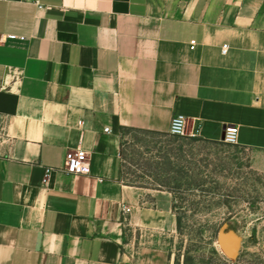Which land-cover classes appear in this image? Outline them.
<instances>
[{"label": "crops", "instance_id": "obj_1", "mask_svg": "<svg viewBox=\"0 0 264 264\" xmlns=\"http://www.w3.org/2000/svg\"><path fill=\"white\" fill-rule=\"evenodd\" d=\"M175 114L264 151V0H0V264H170L173 213L120 155ZM78 145L89 173L64 170Z\"/></svg>", "mask_w": 264, "mask_h": 264}, {"label": "rangeland", "instance_id": "obj_2", "mask_svg": "<svg viewBox=\"0 0 264 264\" xmlns=\"http://www.w3.org/2000/svg\"><path fill=\"white\" fill-rule=\"evenodd\" d=\"M121 145L124 182L173 213L172 231L154 240L169 250L170 264H264V151L126 128ZM220 236L237 246L234 258Z\"/></svg>", "mask_w": 264, "mask_h": 264}, {"label": "built area", "instance_id": "obj_3", "mask_svg": "<svg viewBox=\"0 0 264 264\" xmlns=\"http://www.w3.org/2000/svg\"><path fill=\"white\" fill-rule=\"evenodd\" d=\"M191 45L194 44V40H191ZM193 47V46H191ZM228 48L227 44H223L221 48L222 53H226ZM81 124L82 122L79 121ZM107 131V129H105ZM168 132L175 136H183L188 134L187 132V121L186 118L182 115L175 114L172 116ZM191 135H196L195 133H190ZM237 134L238 129L234 125H228L224 128L223 135H222V141L229 144H236L237 143ZM6 137V132L4 129V126L2 124L1 118H0V148L2 143L4 142ZM64 170L68 173L72 174H86L89 173V162L87 160V155L85 150L78 145L75 149L69 150L66 153L65 161H64ZM52 169L49 167H46L44 170V177L43 182L45 183L50 175H51ZM125 212L129 211L128 207L124 208Z\"/></svg>", "mask_w": 264, "mask_h": 264}, {"label": "water", "instance_id": "obj_4", "mask_svg": "<svg viewBox=\"0 0 264 264\" xmlns=\"http://www.w3.org/2000/svg\"><path fill=\"white\" fill-rule=\"evenodd\" d=\"M220 240H222V241H220V246H221V249L224 251V253L229 257V258H234V257H232V255H231V253H232V251H230L229 249H228V247L226 246V241H224V239L220 236Z\"/></svg>", "mask_w": 264, "mask_h": 264}]
</instances>
